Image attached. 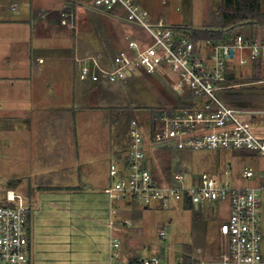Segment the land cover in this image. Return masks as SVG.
<instances>
[{"label":"built area","instance_id":"1","mask_svg":"<svg viewBox=\"0 0 264 264\" xmlns=\"http://www.w3.org/2000/svg\"><path fill=\"white\" fill-rule=\"evenodd\" d=\"M165 2V0H163ZM95 8L119 10L124 19L141 28L144 35L127 38L126 47L105 59L102 52L78 58V77L92 83L123 82L137 73L160 76L170 82L178 96L175 103L151 113L144 123L131 117L129 138L123 160L109 165L112 182L104 193L111 199L138 200L143 205L182 207L187 198L191 205L214 207L227 202L229 214L219 223L218 233L224 250L200 264H255L261 254L259 196L264 192V169L245 167L240 176L255 179L248 185L234 183L230 169L217 173L203 171L184 184L185 174L178 171L169 180H157L149 154L160 148L226 149L249 152L264 159V137L253 132L255 113L233 107L220 92L231 87L226 77L235 65L251 62L264 64V39L236 33L231 41L193 42L185 33L154 19L139 0H91ZM66 15L65 12L62 13ZM188 94L190 97L182 98ZM26 197L7 190L0 202V264H35L31 261ZM110 226H112V221ZM124 224H130L124 220ZM165 238L166 232H159ZM105 264H190L183 260L168 263L158 254L125 258L120 240L110 239Z\"/></svg>","mask_w":264,"mask_h":264},{"label":"rangeland","instance_id":"2","mask_svg":"<svg viewBox=\"0 0 264 264\" xmlns=\"http://www.w3.org/2000/svg\"><path fill=\"white\" fill-rule=\"evenodd\" d=\"M220 5L221 0H189V5H183L181 9H176L175 5L169 3L166 14L169 16L168 21L181 23L180 27L182 26L185 30L204 28L211 24L212 12L216 11ZM262 10H264V0H262ZM128 25L126 31L131 36L137 34L138 37L144 34L141 28L134 27L135 25L129 23ZM251 30L255 31L258 38H264V28L252 27L251 29L249 26L241 25L234 31L245 35ZM88 50L91 51L92 47L89 46L86 52ZM257 70L258 68H254L255 73L258 72ZM48 73H51V70H48ZM243 73L242 77H246L248 70L244 68ZM261 75L264 73L261 72ZM82 81L78 77L77 82L81 83ZM244 85L260 87L252 89L251 92L255 93V97L247 104L256 110V118L251 121L253 132L264 137V83H244ZM75 100L76 106L73 107L68 104L71 101H64L62 106L67 108L60 112L57 111L53 117L31 116L33 124L31 131L30 127L26 129L23 121L19 122L13 119L6 124L4 119H0V202L4 200L8 189L34 194L38 181L60 183L59 179L51 177L54 174L52 172L53 169L60 166L59 152L68 150L66 147L71 145V141L74 139L82 147L78 150L84 154V156L81 155L84 158L79 160V164L72 165L74 175L67 182L78 181V172H82L81 178H88L84 177L86 175L84 170L89 166L81 163L85 158L89 160L91 156H99V158L104 156L106 164L110 160H115L116 156L113 153L103 155L104 148L116 146L117 143L121 149L124 147L127 138H129L128 122L130 118L136 117L144 123L150 118L153 108H156L155 111H157L160 109L159 106H170L178 100V96L172 91L170 82L163 77L137 73L123 82L102 83L99 87H94L89 95L78 93ZM52 124L60 128L63 127V129L61 128L62 132H52L54 135L60 134L61 139L54 140L52 133H44L40 130L44 127L47 129ZM14 127L15 129H12ZM55 129L58 130V128ZM71 129L74 130L70 131ZM38 140H40L39 144ZM149 155L156 174L170 171L174 176L176 172L183 171L185 174L184 184H190L193 176L197 178L205 169V162H208L209 159L215 160V162L218 159L219 164L216 166L220 169L219 171L228 168L230 162V177L234 183L239 185L252 184V181L248 182L239 177L245 167L250 166L255 170L264 169L262 157L249 152L226 149L160 148ZM49 171H51V174L48 175L50 181H45L41 176ZM234 172L236 173L233 177ZM95 194L85 192L83 195H75L73 202L65 198H62L61 201L54 199L53 201L59 206L90 214L100 210V206L103 204V211L101 210L97 216H101L100 219L106 221L109 219L108 213L105 212L108 203L123 205V200L111 199L104 193V190ZM53 197L55 195L51 193L42 195L41 210L34 212L33 239L35 240V259L38 264H81V256L84 257V255H80L79 251L88 253L90 264V256L98 258L99 262L103 260L104 253L98 254L95 248L97 247L100 253L102 248L103 250L107 248V243H104V240L100 238L103 235L107 236V232L96 229L97 226L76 214L56 207H49L47 203ZM26 201L27 204L30 203V199ZM117 208L118 206L115 207L113 216L117 215ZM127 210L126 216L133 220L134 225L143 227L147 245L142 249L141 255L150 256L152 254L151 246H158L169 250L172 257V252H181L188 243H196V246L203 244L201 234H197L198 231L203 230L202 223L203 225L206 223L208 226L207 233H204L205 238L208 241L215 240L218 237L217 226L226 219L229 205L227 202H219L215 215L212 217L206 215L203 221L197 216L199 209L191 211L182 207L164 208L155 202L151 203L148 208H144L141 202L135 200ZM49 213L53 214L54 221L52 222V219L45 218ZM44 224H46L45 227H43ZM162 229L166 232L165 238L159 236ZM93 237L99 238L92 242ZM97 241L100 243L98 246Z\"/></svg>","mask_w":264,"mask_h":264},{"label":"crops","instance_id":"3","mask_svg":"<svg viewBox=\"0 0 264 264\" xmlns=\"http://www.w3.org/2000/svg\"><path fill=\"white\" fill-rule=\"evenodd\" d=\"M139 2L150 11L154 19H163L171 26L180 25L181 23L174 21L171 23L170 21L172 20L168 21L169 16L166 13L169 7L167 5L172 3L176 9H181L183 5H189V0H165V2L163 0H139ZM63 12L66 15H63ZM128 23L124 19L122 11H106L95 8L91 0H0V119H4L6 124L13 119L19 122L23 121L26 129L30 127L31 131V126L33 125L31 116L47 115L53 117L57 111L60 112L67 108L62 106V104L68 100L69 102L71 101L68 103L71 107L76 106L75 97L78 93L89 95L94 87H99L102 83L105 84V82L92 83L84 80L78 83L79 64L77 59L99 51L103 53L105 59L109 60L113 53L126 47L127 38H134L136 36L139 39L144 35L141 34L137 37V34H134V36H131L126 31V27H129ZM250 32L253 33V36H251ZM250 32L245 34V36L257 37L255 31L253 32L252 30ZM89 46L92 47V50L86 52ZM260 65L263 66L259 69L264 71V64L260 63ZM242 67L249 70L250 66L244 65ZM48 70H51V73H48ZM233 75L234 73L229 76ZM231 106L247 109L254 113L256 111L248 104ZM254 118H256V113ZM55 128H58V130ZM59 128L52 124L47 129L44 127L40 130L44 133L62 132L63 127H61L62 129ZM12 129H15V127ZM61 138V135L58 133L54 135V140ZM37 143L39 144L40 140ZM127 143L128 138L122 149L118 143L116 146L104 148L105 152H103V155L113 153L116 156L115 160H110L108 164H106L103 155L102 158H99V156H91L89 160L85 158L81 163L89 166L84 170L86 174L84 177L88 178H81L82 172H78V181L73 183L67 182L74 175V167L72 165L79 164V160L84 158L82 157L84 154L78 150L82 147L74 139L71 141V145L69 142L67 143L69 144L66 147L68 150L59 152L58 161L60 166L53 169L52 172L54 174L51 177L59 179L60 183H47L41 180L36 184L34 194L18 192L26 197V200L30 199V203L28 204L31 213L29 249L32 262L38 264L35 259V240L33 239L34 212H40L42 206L41 197L49 193L55 195L51 200L49 199L47 203L49 207H56L76 214L90 224L97 226L96 229L107 232V236L103 235L100 237L104 240V243H107V248L104 250L102 248L101 253L97 247L95 248L98 254L104 253L105 258L99 262L98 258H93L89 255L91 264H105L107 262L112 236L119 238L120 250L123 257L129 259L144 257L141 255V251L143 248H146L147 241L144 238L143 227L141 225H134L133 220L129 216H126L127 209H129V206L134 201L123 200V205L121 203L120 205L118 203V205L116 203L113 205L112 203H108L105 209L109 218L107 221L101 220V216H97L101 210L103 211V204H101L100 210L94 214H90L85 211L71 210L59 206L53 201V199L61 201L62 198H65L73 202V196L75 195H83L85 192L95 194L102 191L112 182L109 175V165L112 162L120 163L123 160ZM85 157L87 156L85 155ZM216 161L209 159L208 162H205V169L203 171L211 173L219 172L220 169L216 166L219 164L218 159ZM228 165V168L231 169L230 162ZM184 168L186 169V167ZM151 169L157 180H169L172 175L170 171L169 174L167 172L168 176L164 171L156 174L155 168L152 167ZM235 173H233V177ZM50 174L51 171L45 172V175L42 174L41 178L45 179V181H50V177H48ZM247 181L255 182V179ZM261 194L259 196L260 229L262 233L260 250L263 260L255 264H264V192ZM217 205L218 203L214 207L191 205L190 208H184L183 206L182 208L191 211L199 209L197 216L203 221L206 215L211 217L215 215ZM116 206H118L117 215L113 216ZM143 206L144 208L149 207V205ZM228 214L229 211L227 216ZM45 218L52 219L51 222L54 221L52 213L47 214ZM126 219L130 221V224L123 223ZM109 221H112V226H110ZM45 226L46 224L43 225V227ZM202 227V231H196L198 235L201 234L202 245L196 246V243H188L182 248L181 252H172V257L168 252L169 250H166L165 247L151 246L152 254L160 255L168 263L175 260H183L190 264H200L202 260L211 259L224 250V241L218 233V226V237L215 240L210 239V241L204 235L208 230L207 224L203 225L202 223ZM97 238L99 237H93L92 242ZM99 244L97 241V246ZM79 252L81 253L80 255H84V257L81 256L80 263L90 264L89 257L87 256L88 253Z\"/></svg>","mask_w":264,"mask_h":264},{"label":"trees","instance_id":"4","mask_svg":"<svg viewBox=\"0 0 264 264\" xmlns=\"http://www.w3.org/2000/svg\"><path fill=\"white\" fill-rule=\"evenodd\" d=\"M241 25L249 26L251 29L252 27L264 28V10H262V0H222L219 8L212 12L211 24L208 27L192 28L190 30H185V28L182 26L180 27V25H176L174 27L185 33L193 42L201 43L206 40H212L215 42L231 41L234 35L239 33L234 31L235 28ZM250 34L253 36V33L250 32ZM246 65H248V67L250 66L246 77H242L244 75V67L237 64L232 70L234 75L226 77V82L232 86L221 91L220 96L228 104L245 105L248 101H251L255 97V93L251 91L252 89L254 90L260 87H256L254 85L248 86L244 85V83H264V75L260 76V73L264 71L259 69L263 65H260L258 62H251ZM254 68H258V72L255 73ZM187 97H190V95L185 93L182 98L186 99ZM159 107L161 108L164 106ZM155 109L156 108H153L151 112L155 111ZM183 207H191V203L187 198L183 203ZM28 216L30 229V211Z\"/></svg>","mask_w":264,"mask_h":264}]
</instances>
